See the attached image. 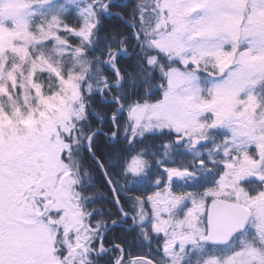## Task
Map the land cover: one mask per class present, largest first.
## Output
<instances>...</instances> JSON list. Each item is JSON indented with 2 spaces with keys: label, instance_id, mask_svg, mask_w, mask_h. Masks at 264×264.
<instances>
[{
  "label": "snow or ice",
  "instance_id": "1",
  "mask_svg": "<svg viewBox=\"0 0 264 264\" xmlns=\"http://www.w3.org/2000/svg\"><path fill=\"white\" fill-rule=\"evenodd\" d=\"M0 264H264V0H0Z\"/></svg>",
  "mask_w": 264,
  "mask_h": 264
}]
</instances>
